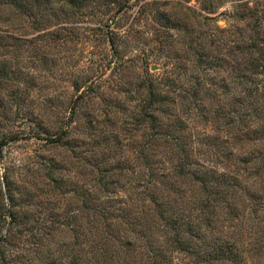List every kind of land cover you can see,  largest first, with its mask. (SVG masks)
<instances>
[{
  "label": "trees",
  "instance_id": "16d2710c",
  "mask_svg": "<svg viewBox=\"0 0 264 264\" xmlns=\"http://www.w3.org/2000/svg\"><path fill=\"white\" fill-rule=\"evenodd\" d=\"M54 1L61 12L92 3L0 0V163L14 148L38 147L4 168L0 264H264V190L256 189L264 183V12L242 8L235 19L243 25L232 29L211 25L217 21L215 0H203L207 15L196 25L160 10L166 24L158 49L183 46L165 61L170 70L160 78L146 74L136 87L135 122L150 131L139 145V170L133 176L126 163L113 164L107 146L97 156H83L73 138L72 184L61 162L46 154L69 145L71 128L48 135L26 116L34 114L24 106L26 92L9 95L17 100L11 109L3 90L10 80L8 56L24 40L1 25L13 24V12L32 17L41 6L56 15ZM108 1L98 11L107 18L103 38L114 74L134 64L123 60L116 40L131 0ZM147 66L142 61V72ZM104 82L101 76L92 81L76 107L95 99ZM76 107L71 98L67 121L73 122ZM12 111L27 136L12 123ZM197 121L222 134L210 143L221 145L220 155L200 154L197 137L210 136L192 133ZM235 151L243 154L234 170H216Z\"/></svg>",
  "mask_w": 264,
  "mask_h": 264
},
{
  "label": "rangeland",
  "instance_id": "374dc122",
  "mask_svg": "<svg viewBox=\"0 0 264 264\" xmlns=\"http://www.w3.org/2000/svg\"><path fill=\"white\" fill-rule=\"evenodd\" d=\"M54 2L56 15H51L50 9L41 6L34 9L32 17L20 18L13 12V24L9 27L1 25L2 30H9L12 35L24 40L21 46L18 49L13 48L12 55L8 56L10 80L4 83L3 90L6 93L4 98L7 99L9 95L11 98H16L19 97V92H26L24 106L34 113L26 116H30L28 119L33 124H42V129L46 133L49 132L48 135L54 134L62 127L71 128L69 145L49 150L46 154L61 162L66 169L63 174L71 179L72 184L73 138L79 142L83 156H97L104 150L103 147L107 146L106 153L109 155V160H112L113 164L117 160L126 163V169H133L134 176L139 170L137 159L141 148L139 145L143 136L150 133L147 127L138 129L135 122L138 108L134 94L136 87L146 74L160 78L166 69L170 70L171 61L168 63L165 61L167 58L168 60L173 58L176 50L174 48L183 46L182 43L175 42L173 46L166 45L158 49V40L164 37L162 30L166 22L157 13L166 8L170 19L185 18L196 25L197 20L202 21L207 15L201 10L205 2L203 0H131L127 5L129 6L127 13L117 24L119 29L116 40L123 60L132 61L134 64L121 68L114 74H111V67L107 66L109 43L103 38L102 27L106 25L107 18L100 19L102 17L98 11L102 10V5L109 1L92 0V3L83 9L79 10L75 6L73 9L64 7L63 12H61L62 6L56 3L57 1ZM144 2H148V6L142 7L141 4ZM151 2L154 4L152 5ZM239 4L241 7H238ZM213 6H217L214 13L217 21L211 25L220 28L233 29L242 26L243 23L235 19L242 8L264 12V0H215ZM113 8H116V5ZM2 60L0 58V63ZM142 61L148 63L145 72H142ZM152 66H156L157 69L151 71ZM98 76H101L105 82L102 84L103 87L99 88L97 97L87 102L83 100L76 107L78 101L76 99L80 92ZM11 98L7 100L9 107L13 109V104L17 100ZM71 98L73 106L76 107L73 122L67 121ZM13 112L10 114L12 123L14 126H20L19 129L24 130L23 135L27 136V126H24L20 119H16L12 115ZM191 128L195 136L202 132L210 136V138L197 137L198 143H195V146L201 148L200 154L210 156L221 154V145L210 144L214 139H221L217 138L218 135L222 136L211 127V124L197 121L191 124ZM10 130L17 129L10 127ZM21 148H14V152L1 161V186L4 184V168L9 166V163L16 164L38 147L33 143L27 145L26 152ZM242 154L235 151L228 162L220 166L215 165L216 170L222 172L223 166L228 165L233 168L230 170H234L237 156ZM204 160L200 159V162ZM263 188L264 183L256 189L261 193ZM62 206L64 207L63 202Z\"/></svg>",
  "mask_w": 264,
  "mask_h": 264
},
{
  "label": "water",
  "instance_id": "95a60500",
  "mask_svg": "<svg viewBox=\"0 0 264 264\" xmlns=\"http://www.w3.org/2000/svg\"><path fill=\"white\" fill-rule=\"evenodd\" d=\"M156 69H157L156 66H152L150 70H151V71H155Z\"/></svg>",
  "mask_w": 264,
  "mask_h": 264
}]
</instances>
